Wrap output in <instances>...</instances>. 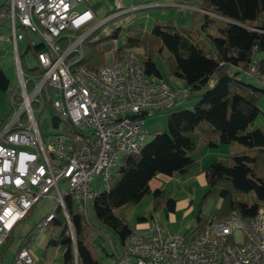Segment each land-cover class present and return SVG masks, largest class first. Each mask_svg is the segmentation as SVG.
<instances>
[{"label":"built area","instance_id":"obj_1","mask_svg":"<svg viewBox=\"0 0 264 264\" xmlns=\"http://www.w3.org/2000/svg\"><path fill=\"white\" fill-rule=\"evenodd\" d=\"M83 1L0 0V26L9 29L17 75L10 112L0 119V246L44 196L54 197L66 216L69 196L88 217L91 200L100 189L108 190L112 169L144 145L150 132L145 114L180 96L162 76L145 70L139 51L119 50L117 38L99 44L113 52L110 62L97 69L81 63L84 42L99 26L142 7L113 0L116 11L95 22L99 0L76 9ZM29 32L28 45L42 44L33 54V71L24 70L18 50V40ZM248 72H255L253 64ZM47 106L55 111L54 130L43 136L38 118ZM52 218L51 211L38 229ZM122 249L110 264H264V208L250 218L233 211L184 234L158 223L134 228ZM32 261L22 247L12 264Z\"/></svg>","mask_w":264,"mask_h":264},{"label":"trees","instance_id":"obj_2","mask_svg":"<svg viewBox=\"0 0 264 264\" xmlns=\"http://www.w3.org/2000/svg\"><path fill=\"white\" fill-rule=\"evenodd\" d=\"M189 1L195 6L191 11L192 25L177 24L172 18L156 19L149 31L128 33L119 50L140 48L145 70L158 76L161 74L155 56H160L173 75L185 80V95H194L197 100L191 108L174 107L177 99L165 107L166 129L155 131L138 151L123 156L108 190L97 193L91 200L100 225L81 214L69 196H65L67 216L59 205L55 206L53 218L47 223L52 233L46 246L62 248L61 264H98L103 254H107L103 243L98 241L99 234L108 236L111 232L118 238L121 249L110 240L113 246L110 253L111 256L121 253L126 235L134 229L127 218L129 207L147 193L151 192L153 199L150 216L162 207L172 211L176 198L162 188L150 190L149 181L158 173L173 175L196 169L199 148L204 143L211 146L225 143L231 147L237 143L242 149L230 147L228 158L217 156L199 169L198 172L204 173L206 188L192 230L233 211L241 218H250L264 207V176H257L252 166L264 156V111L257 104L264 88L239 76L246 73L264 79V55H257L264 51V0ZM197 18H201L200 23ZM119 30L87 38L86 54L80 62L91 69L104 64L99 43L117 38ZM41 45L29 44L28 48L35 54ZM22 57L20 54L21 63ZM250 64L255 66V72H248ZM23 67L25 71H33ZM12 89L10 79L0 67V90L9 96ZM249 192H253L254 198L240 195ZM211 197L215 204L205 215L202 205ZM144 218L138 216V220ZM34 231L32 228L26 233L17 250L27 247ZM12 236L13 229L6 240L11 241Z\"/></svg>","mask_w":264,"mask_h":264},{"label":"rangeland","instance_id":"obj_3","mask_svg":"<svg viewBox=\"0 0 264 264\" xmlns=\"http://www.w3.org/2000/svg\"><path fill=\"white\" fill-rule=\"evenodd\" d=\"M94 0H84L83 2L79 3L76 6V9L82 10L90 5ZM124 6H131L136 4H141L142 9L139 8L137 10H133L128 13H123L112 19L103 23L99 28L90 36L91 38H95L100 35H108L112 33L114 30L119 28V34L117 36L118 45L123 46L125 43L126 35L128 33L135 32L137 30L149 31L151 28L152 23L154 20H161L165 21L170 18L174 20L177 24L182 25H192L193 19L191 15V8L180 6H162L165 4L167 0H121ZM159 5V6H157ZM96 10V18L95 22L100 21L106 15L116 11L115 5L113 4V0H99L94 7ZM197 23L201 22V18L196 19ZM0 67L4 69L7 73L8 78L10 79V87L14 89L16 82H17V75H16V66H15V55L13 44L8 39L9 38V29L7 27L0 26ZM23 38L18 40V50L22 57V64L25 68L33 67L37 61L34 57L31 50H27V45L29 42V38L33 36V34L25 33L23 34ZM110 39V38H109ZM106 39L105 41H107ZM103 42V41H102ZM100 42V43H102ZM99 43V44H100ZM107 46L101 47L104 53L105 62H110L113 58V52L109 49H106ZM129 48V47H124ZM137 51L140 48L132 47V49ZM84 55L86 54V47H84ZM165 54V51H164ZM257 55H264V51L257 53ZM155 61L157 67L160 71L161 76L167 83L177 89L179 91V97L174 102V107L185 106L191 108L193 103L197 100V97L194 95H185L186 89V82L184 79L179 78L173 75L167 67L166 61L161 58L160 56H155ZM241 78L249 81V79H253L254 81L258 82L259 79L255 78L253 75L242 73L239 75ZM264 84V83H263ZM212 85V82H211ZM12 89V90H13ZM8 93L5 91L0 90V119H5L6 116L10 112V104H9V96ZM264 97V96H262ZM261 101H264V98H260ZM260 101V102H261ZM55 111L47 106L43 112L40 114L38 118V124L40 127V131L43 136L47 135L48 133L53 132L54 128L52 126V119L51 115H54ZM166 116L167 110H150L147 114H145V126L150 131L144 138V143L148 142L152 139L155 131H162L166 129ZM63 123V122H62ZM202 125H205V122H202ZM230 147L228 144L219 143V147L215 148L216 150V157L228 158ZM242 146L240 144L234 143L231 147V150H241ZM244 149V148H243ZM122 153L120 154V156ZM205 162V161H204ZM211 162V161H210ZM210 162L206 163L209 164ZM253 170L257 176H264V156L260 157L255 163H253ZM114 175L116 172V168H113L111 171ZM177 183L176 180H173L171 183H165L166 187L171 186V184ZM205 190V189H204ZM196 190L194 192L193 198V205L191 210L188 212H183V210H179L176 212L175 216L171 218L166 217L165 214L159 211L158 213L155 211L153 214L155 215V223H161V225L171 232H178V233H186L189 231L195 224V215L197 212L198 203L200 201L201 195L203 191ZM102 189L99 190L101 192ZM53 194V191L50 192ZM243 197L248 199L254 198L253 192L243 193L240 194ZM152 193L145 194L138 203L129 207L127 218L133 224V226L137 225V219L140 215L147 216V219L150 221L152 218L150 216V212L152 209ZM215 201L211 197L202 205V212L205 215H208L214 206ZM56 206V200L51 195L44 196L39 198L32 206L31 211L27 217L24 219L22 218L14 227L13 229V236L11 241H5L0 246V264H8L13 260V254L17 253V245L22 241L25 237L26 233L30 229H35V238L29 242L30 248L35 252L39 253L43 246V242H45V238L52 233L51 227L47 224L43 225V229H38V224L43 219V217L51 212ZM158 211V210H157ZM88 217L90 221L100 225L99 222L95 219L94 211L92 205L90 204L88 207ZM36 227V228H35ZM102 227V226H101ZM111 233V232H110ZM108 234V237H104L103 235L99 234L98 241L107 243V248L111 251L112 247L110 244V240L115 242V246L120 249L121 242L116 238L113 234ZM110 234V235H109ZM109 240V241H108ZM48 248L49 255L56 254L57 252L60 255V262H62V248L60 246L49 245L46 246ZM28 248V247H26ZM110 259L106 254H103L102 259L100 260L101 264H110ZM30 264V263H29Z\"/></svg>","mask_w":264,"mask_h":264},{"label":"crops","instance_id":"obj_4","mask_svg":"<svg viewBox=\"0 0 264 264\" xmlns=\"http://www.w3.org/2000/svg\"><path fill=\"white\" fill-rule=\"evenodd\" d=\"M182 4H184L183 5L184 7H188L191 9L195 8V6L193 4H191L189 0H167V2H165V4H162L160 7H162V6H180ZM157 6H159V5H157ZM257 79H259L260 81L256 82L253 79H249V80L251 82L255 83V85H258V86L264 88V84H263L264 79H260V78H257ZM171 88H173V87H171ZM262 96H264V94L259 95L258 100H257V104L264 111V101H261V99H260V98H264ZM212 147L218 148L219 144L217 146H211V145L206 144V143L200 145L199 163H198V166L196 169L189 170V171L182 172V173H174L173 175L158 173L150 179V181H149L150 190L162 188L165 190V192H168L171 197L176 198L175 207L172 211H166V209H164L162 207L161 209L156 211L157 213L159 211H161V213L165 214L166 217H169L171 215L172 216L171 218H173L175 216L176 212L179 210H183L184 213L191 210V207L193 205L192 196L194 195V192L196 190L202 191L206 188V186H205L206 180H205L204 173L198 172V171H199V169L204 168L207 165L206 163H208V162L212 161L214 158H216V150ZM173 180H176L177 183H175L173 185L171 184V186L166 187L165 183H171ZM262 208H264V207H262ZM154 214L151 216L152 219L150 221L147 219V216H145V215H143V216H145L146 218H144L142 220L137 219V225L134 226V228L144 229L147 226L155 223L154 222V220H155ZM158 224L161 225V223H158ZM190 231H192V228L187 232H190ZM48 236H47V238H48ZM104 237L106 238L108 236L105 235ZM34 238H35V231H34V235H33L32 239H34ZM47 238H45V240H44L45 242H43V246H42L41 250L39 251V253H35L30 248V246H28L29 245V243H28L27 247L33 256V261L30 264H61L62 263V262H60V255L58 252L56 254H53V255L50 254L49 255L48 248L46 247ZM101 243H103V245L105 246V250L107 252L106 255L109 257V259L111 261L112 256H111L110 251L107 248V243H104V242H101ZM111 247L113 248V246H111ZM14 255L15 254H13V257H14ZM11 262H12V260H11ZM98 264H101V263L99 262Z\"/></svg>","mask_w":264,"mask_h":264}]
</instances>
